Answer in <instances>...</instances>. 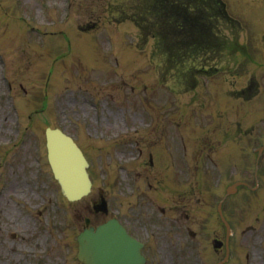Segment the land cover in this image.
<instances>
[{
    "label": "rangeland",
    "instance_id": "obj_1",
    "mask_svg": "<svg viewBox=\"0 0 264 264\" xmlns=\"http://www.w3.org/2000/svg\"><path fill=\"white\" fill-rule=\"evenodd\" d=\"M154 1L0 0V264H79L77 219L89 216L100 193L110 214L93 215V224L132 218L147 242L148 264H201L214 231L224 237L217 205L225 188L252 178L230 172L239 144L257 145L264 131V48L252 47L258 35L238 36L211 8L213 16L196 17L211 30L210 37L200 36L211 48L184 42L175 56L162 43L180 36V27ZM246 2L232 7L256 3L257 16L263 14L259 2ZM48 126L63 127L88 156L94 186L83 201L61 197L47 161ZM210 140L219 143V155ZM232 146L226 156L221 148ZM139 159L145 166L140 173L135 165L138 178L131 164ZM153 159L160 168L151 167ZM170 175V186L159 183ZM263 205L264 183L260 193L241 189L225 204L237 254H264V220L255 222L264 217ZM161 208L169 211L162 215ZM168 221L171 239L167 225H159ZM187 225L198 230L197 238ZM252 225L258 231H249Z\"/></svg>",
    "mask_w": 264,
    "mask_h": 264
},
{
    "label": "water",
    "instance_id": "obj_2",
    "mask_svg": "<svg viewBox=\"0 0 264 264\" xmlns=\"http://www.w3.org/2000/svg\"><path fill=\"white\" fill-rule=\"evenodd\" d=\"M47 134L49 159L64 193L76 199L87 194L91 182L81 151L59 130H48ZM80 242L81 258L87 264H142L140 246L118 224L111 223L95 234H84Z\"/></svg>",
    "mask_w": 264,
    "mask_h": 264
}]
</instances>
